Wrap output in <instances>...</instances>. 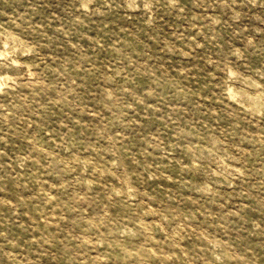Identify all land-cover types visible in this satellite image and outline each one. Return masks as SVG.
Here are the masks:
<instances>
[{
    "label": "rangeland",
    "instance_id": "1",
    "mask_svg": "<svg viewBox=\"0 0 264 264\" xmlns=\"http://www.w3.org/2000/svg\"><path fill=\"white\" fill-rule=\"evenodd\" d=\"M0 264H264V0H0Z\"/></svg>",
    "mask_w": 264,
    "mask_h": 264
}]
</instances>
